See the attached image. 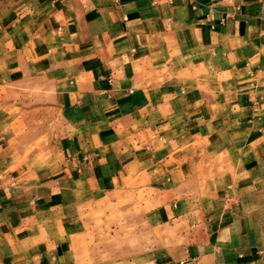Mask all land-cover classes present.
Returning a JSON list of instances; mask_svg holds the SVG:
<instances>
[{"label": "crops", "instance_id": "crops-1", "mask_svg": "<svg viewBox=\"0 0 264 264\" xmlns=\"http://www.w3.org/2000/svg\"><path fill=\"white\" fill-rule=\"evenodd\" d=\"M122 262L264 264V0H0V264Z\"/></svg>", "mask_w": 264, "mask_h": 264}, {"label": "rangeland", "instance_id": "rangeland-1", "mask_svg": "<svg viewBox=\"0 0 264 264\" xmlns=\"http://www.w3.org/2000/svg\"><path fill=\"white\" fill-rule=\"evenodd\" d=\"M30 149L32 148L31 146H29ZM109 214V215H108ZM108 220L107 221H111L112 220V216H113V210H109L108 212ZM121 217L123 219V221L127 220L128 216V210H121ZM107 224V223H106ZM111 227L109 225H106V229H105V235L103 236V241L94 244V246L92 247V251L97 252L98 250L103 251V253L105 254L104 257H96L94 258L95 260H104L106 261V263H110L113 259H121V261H125L127 263V258L126 257H122V258H113V256H111L112 253L114 252H127L128 251V244L129 241L127 240V237L129 235V226L128 224H121L117 229H121L120 233L117 231V234L114 237L113 234V230L110 229ZM121 249H118V248ZM98 251V252H100ZM108 254V255H107ZM125 262H122L123 264Z\"/></svg>", "mask_w": 264, "mask_h": 264}]
</instances>
